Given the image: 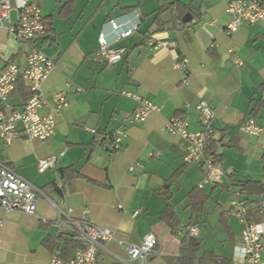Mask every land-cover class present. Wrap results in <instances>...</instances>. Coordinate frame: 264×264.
Returning a JSON list of instances; mask_svg holds the SVG:
<instances>
[{
    "label": "crops",
    "instance_id": "crops-1",
    "mask_svg": "<svg viewBox=\"0 0 264 264\" xmlns=\"http://www.w3.org/2000/svg\"><path fill=\"white\" fill-rule=\"evenodd\" d=\"M72 1L67 17L58 14L61 2L56 0L58 6H53L51 0L39 1L50 29L35 44L55 63L42 85L46 104L39 113L49 114L54 94L65 88L66 82L71 83L66 92L67 105L53 112V135L43 141L23 136L10 144L0 141V164L41 190L35 214L0 206V264H48L56 255L48 239L57 238L58 227L44 223L42 218L60 217L62 227L69 231L70 225L60 213L67 209L74 219L81 218L87 209L85 214L92 222L113 230L114 238L103 243L97 264H142L139 259L129 260L125 245L139 243L148 233L155 234L158 243L143 264H160L164 256L179 253L184 225L190 221L197 227L201 250L211 249L232 258L235 246L241 242L244 222L231 212V201L234 194L242 197L226 187L227 175L221 184L204 183L200 187L210 198L201 212L192 214L186 196L202 181L205 168L185 160L188 141L168 132L165 123L179 116L187 120L189 131H199L202 125L194 105L205 101L213 111L212 136L217 139L215 149L222 166L232 168L234 181L244 177L262 179L264 134L250 136L239 130V122L250 116L259 101L264 102V19L244 24L228 35L224 31L230 19L227 0H183L191 3L193 10L185 25L173 24L175 12L168 8L160 15L166 23L164 29L143 35L146 29L158 27L152 12L173 0L108 2L102 21L95 13L100 5L93 12L85 6L84 11L76 13V0ZM125 17L137 22V28L115 41L107 20ZM100 33L106 34L114 47L125 49L119 61L107 64L96 58ZM27 49L26 43L2 29L0 69L12 61L22 70ZM180 58L187 59L186 74L173 66ZM235 58L241 64H236ZM184 76L189 80L187 85L182 83ZM28 91V83L18 78L6 103L0 102V109H22ZM125 92L146 97L160 110L143 121L128 122L136 101ZM255 119L264 123V103ZM118 128L124 136L111 153V137ZM52 155L57 157L55 167L38 172V160ZM52 184L61 195L54 193ZM168 204L180 219L175 232L162 217ZM261 205L259 219L252 222L264 221V201ZM206 208L211 209L206 212ZM182 214L187 216L186 221ZM199 222H205L204 232ZM216 230L220 242L217 246L230 244L229 253L202 246L204 236L212 238ZM260 257L264 264V247Z\"/></svg>",
    "mask_w": 264,
    "mask_h": 264
},
{
    "label": "built area",
    "instance_id": "built-area-1",
    "mask_svg": "<svg viewBox=\"0 0 264 264\" xmlns=\"http://www.w3.org/2000/svg\"><path fill=\"white\" fill-rule=\"evenodd\" d=\"M39 1L0 0V31L5 28L13 34L16 40L28 45L26 63L22 70L12 61L0 69V102L6 103L18 78L25 80L30 90V95L22 109L9 112L0 109V141L5 144H10L21 136L41 141L48 139L53 135L56 126L53 112H57L67 105L66 92L71 85L70 82H66L65 88L54 94L53 110L47 115L39 113V109L46 104L42 85L55 68L54 61L35 44L36 39L45 34V24ZM226 12L230 19L224 26V31L230 35L244 24H253L264 19V0H227ZM12 13H14L13 18ZM135 15L137 16V13ZM107 24L109 32L116 41L131 35L136 30L138 23L125 17L120 20L109 18ZM98 44L95 56L107 64L119 61L125 51L123 47H114L104 33L99 34ZM166 44V42L161 43L162 46H167ZM228 51L231 52V49ZM234 62L241 64L237 58L234 59ZM173 66L185 74L188 72L186 58L174 60ZM182 83L189 84L187 76H184ZM77 89L80 90V88ZM125 94L133 97L136 101L133 113L126 119L128 122L143 121L151 112L160 110L159 105L144 96L127 92ZM194 108L199 113L202 125L199 131H189L187 120L179 116L169 118L165 123V129L188 141L189 147L185 156L187 162H196L205 168L204 177L198 187H202L204 183L221 184L224 177H227L233 170L230 167L224 168L220 161L208 157L205 153V148L212 135L213 111L203 100L197 101ZM239 130L250 136L258 137L264 134V123H258L254 117L248 116L239 122ZM91 131L94 132L93 129ZM123 136L124 132L119 128L113 132L110 142L111 153L119 147ZM56 159L57 157L52 155L38 160V172L54 168ZM40 193L41 190L31 181L17 174L7 165L0 164V206L6 210L17 209L28 214H35ZM50 201L58 207L55 201L51 199ZM230 209L244 222L241 242L235 246L230 264H263L260 255L264 247V221L252 222L245 219L246 206L238 194H234ZM70 211V209L60 210V213L69 223V231L73 233L72 238L78 242V245L71 258L65 260L57 255H52L48 264H97V254L103 248V243L114 238L113 230L108 226L92 222L85 214L87 209L79 219L70 216ZM137 212L135 211V213ZM42 221L46 224L55 223L58 232L65 230L60 217L56 220L43 217ZM1 226L2 221L0 220ZM185 230L191 236H196L198 231L195 225H189ZM118 242L122 243L121 240ZM157 243L156 235L148 233L137 244L127 243L125 250L129 260L139 259L143 264L154 253Z\"/></svg>",
    "mask_w": 264,
    "mask_h": 264
},
{
    "label": "trees",
    "instance_id": "trees-1",
    "mask_svg": "<svg viewBox=\"0 0 264 264\" xmlns=\"http://www.w3.org/2000/svg\"><path fill=\"white\" fill-rule=\"evenodd\" d=\"M61 2V7L59 9L58 14L62 17H67L68 13L72 7V0H57ZM172 9L175 13L172 15L173 24L177 25H185L186 23L183 22L182 17L186 12L190 14L193 13L191 3L187 4L184 3L183 0H173L172 2H167L166 4L162 5L160 8H157L152 13H154L153 22L158 24V27L155 30H148L146 29L143 32V35L147 33H152L156 31L163 30L165 27V22H163L160 18V15L166 9ZM44 24H45V33L47 34L50 29V21H47L45 17ZM46 37V36H45ZM47 39V37L45 38ZM44 39V40H45ZM264 87V83L261 84ZM30 95V90L28 91ZM27 96V98H28ZM26 98V99H27ZM263 101L258 102V106H256L251 112L250 116L256 118V114L258 108L263 104ZM248 117V116H247ZM216 143L217 139L214 138L212 135L209 139V142L205 148V153L208 157H212L215 160L220 161V154L216 152ZM261 163H262V179L256 180L251 177H244V179H239L234 181L232 177V173L228 174L229 183L226 187L231 189L233 193L238 192L239 195L242 197L243 202L246 206L245 211V219L247 221H256L258 220V212L261 208V203L264 201V147L262 154L260 156ZM63 172V171H62ZM53 185V186H52ZM51 186L54 189V193L56 195H61V190L57 188L56 184H52ZM50 186V187H51ZM232 187H235L237 190H233ZM165 197L168 198L169 196L165 194ZM188 206L190 207L191 213H199L203 209L204 203L210 198V194H207L203 189L196 186L193 188L188 194ZM162 217L165 219L166 223L170 226L172 232H175V229L180 225V219L176 212H174L173 207L171 205H167L164 211L162 212ZM191 221L184 225L186 226L193 225L190 224ZM184 228V229H185ZM73 233L71 231H60L58 232V236L56 239H48V244L50 245L49 248L52 252H56V255L62 259H69L72 257V250L77 247L78 242L72 238ZM231 258L220 256L214 253L211 249H203L201 250V239L197 238L196 236H191L187 230H184V235L180 239L179 245V253L173 256H164L163 262L160 264H230Z\"/></svg>",
    "mask_w": 264,
    "mask_h": 264
},
{
    "label": "rangeland",
    "instance_id": "rangeland-1",
    "mask_svg": "<svg viewBox=\"0 0 264 264\" xmlns=\"http://www.w3.org/2000/svg\"><path fill=\"white\" fill-rule=\"evenodd\" d=\"M55 1L56 0H51L52 5L58 6L57 2H55ZM143 1H144V3H146L147 1L149 2V0H143ZM108 2H115V0L114 1H112V0H110V1H107V0H76V11L75 12L78 13L80 10H83L85 6H86V8H89V9L91 8L92 9L91 11L93 12L96 5H100V10L98 12H95V13H96V15H98V14L101 15V21H102L106 15V6L108 5ZM13 17H14V13H12V18ZM210 209L211 208H206V212H209ZM208 215L209 214L207 213L206 216H208ZM181 217L184 221L187 220V216H184V214H182ZM226 221L228 222V217L226 218ZM204 223L205 222H199L198 223V226H200L199 228H202V232H204L203 226H202ZM217 235H218V231L216 230V233L213 234L212 238L204 236V242H203L202 246L206 247V248H210V246H212V249H213V247H215L214 248L215 250H217L218 248H221L222 252H224L225 254L229 253L230 244H224L220 247L217 246V244L219 245V243H220L216 238Z\"/></svg>",
    "mask_w": 264,
    "mask_h": 264
},
{
    "label": "water",
    "instance_id": "water-1",
    "mask_svg": "<svg viewBox=\"0 0 264 264\" xmlns=\"http://www.w3.org/2000/svg\"><path fill=\"white\" fill-rule=\"evenodd\" d=\"M191 19V14L189 12H186L184 16L182 17V20L184 22H188Z\"/></svg>",
    "mask_w": 264,
    "mask_h": 264
}]
</instances>
